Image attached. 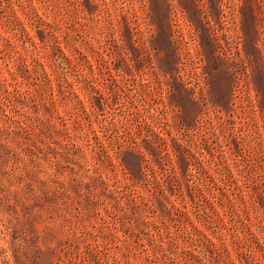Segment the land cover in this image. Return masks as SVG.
I'll return each instance as SVG.
<instances>
[{"label": "rangeland", "instance_id": "obj_1", "mask_svg": "<svg viewBox=\"0 0 264 264\" xmlns=\"http://www.w3.org/2000/svg\"><path fill=\"white\" fill-rule=\"evenodd\" d=\"M33 1L39 44L0 53V264H264V0Z\"/></svg>", "mask_w": 264, "mask_h": 264}, {"label": "trees", "instance_id": "obj_2", "mask_svg": "<svg viewBox=\"0 0 264 264\" xmlns=\"http://www.w3.org/2000/svg\"><path fill=\"white\" fill-rule=\"evenodd\" d=\"M14 4H16V6L19 8L22 16L17 14V10H13L11 13H8L6 11L0 10V20H1V28H3V26H5V30H9L11 32V34L14 37H6V36H1L0 34V38H2L4 40V42H1L0 44V53L5 50V48H3L2 46H7V45H11L12 42H14L11 38H16L17 42H20L21 46L23 47V49H27L28 45H26V43H29L30 46L36 48L37 44H39V42H36L35 40H33L31 37H27L28 32L27 29L25 27L26 24H29L31 26H33L34 28H37V30H43L42 26V17L36 12V5L34 4L33 0H15L13 2ZM27 22L26 21V19ZM52 46L58 51V55L56 58H54L52 60V62L47 66L49 67H53V70H55V68L61 67L65 69L66 72H70V70L73 68V60L71 59L70 55H67L62 47L59 45V41H52ZM20 58L23 61V64L21 67H23V71L27 72L29 74V69L27 68L30 64L32 66V69L34 71V75H27L28 77H30V82L31 84L34 86L36 85H41L44 86L45 84L48 85L49 89H52V86H50L51 84V78H50V74L47 71L46 68V61L42 60V55L39 57H32L31 59V63H27L26 59L20 54ZM21 61V60H20ZM7 65V64H6ZM9 73L14 74L12 71H10L8 69ZM22 78L24 77V75H20ZM6 79L4 78V75L0 72V85H4L5 84ZM66 83L70 85V87H72V83L73 81H69L66 79ZM178 211V209H176ZM222 219V226L225 227V222ZM207 226V225H206ZM206 228H210V227H206ZM221 226L219 225L218 229L219 231H211V233L216 236L217 234H219V236H224V234H222L221 231ZM216 234V235H215ZM219 238V237H217ZM205 239L212 245H215V243L210 239V237L205 236ZM221 246L222 249L226 252L229 253V248L227 247L226 244H224L223 242H221ZM208 263H212V261L210 259H208Z\"/></svg>", "mask_w": 264, "mask_h": 264}]
</instances>
